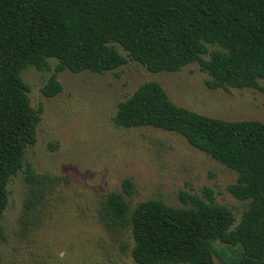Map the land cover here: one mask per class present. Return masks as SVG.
<instances>
[{
  "label": "trees",
  "instance_id": "1",
  "mask_svg": "<svg viewBox=\"0 0 264 264\" xmlns=\"http://www.w3.org/2000/svg\"><path fill=\"white\" fill-rule=\"evenodd\" d=\"M128 61L153 73L197 63L210 89L262 91L264 0H0V239L10 179L24 168L25 223L47 183L25 162L43 107L31 105L22 71L52 70L41 87L52 98L63 70L103 74ZM113 123L181 135L237 173L227 190L246 202L237 223L208 188L204 196L181 192L178 206L154 198L132 205L134 183L125 178L105 195L98 218L108 231H129L135 263L216 264L217 256L223 264H264V122L195 112L149 80L118 102Z\"/></svg>",
  "mask_w": 264,
  "mask_h": 264
},
{
  "label": "rangeland",
  "instance_id": "2",
  "mask_svg": "<svg viewBox=\"0 0 264 264\" xmlns=\"http://www.w3.org/2000/svg\"><path fill=\"white\" fill-rule=\"evenodd\" d=\"M50 63L54 66L56 60ZM51 72L28 66L21 73L31 105L43 107L36 142L27 150L25 162L47 183L36 212L25 223L24 168L8 182L0 264H137L130 254L129 231H108L98 218L105 195L121 190L125 178L134 183L132 205L154 198L178 206L181 192L204 196L208 188L216 203L227 206L239 221L246 202L227 190L236 180L235 171L177 133L118 127L113 116L119 101L143 82L155 80L175 104L195 112L264 122V90L210 89L207 74L197 63L176 72L153 73L128 61L103 74L63 70L58 74L62 91L46 98L41 87ZM260 84L264 88V81Z\"/></svg>",
  "mask_w": 264,
  "mask_h": 264
}]
</instances>
